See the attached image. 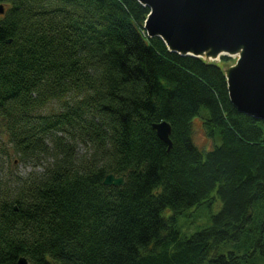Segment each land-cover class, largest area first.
Instances as JSON below:
<instances>
[{"label":"trees","instance_id":"16d2710c","mask_svg":"<svg viewBox=\"0 0 264 264\" xmlns=\"http://www.w3.org/2000/svg\"><path fill=\"white\" fill-rule=\"evenodd\" d=\"M1 5L0 156L45 167L0 182V264H264V122L232 104L230 57L169 51L135 0ZM216 200L183 236L180 217Z\"/></svg>","mask_w":264,"mask_h":264},{"label":"water","instance_id":"95a60500","mask_svg":"<svg viewBox=\"0 0 264 264\" xmlns=\"http://www.w3.org/2000/svg\"><path fill=\"white\" fill-rule=\"evenodd\" d=\"M135 1L150 10L147 35L160 38L169 51L211 62L236 58L224 71L230 100L239 112L264 122V0ZM152 128L171 151V125L162 122ZM104 184L120 187L125 179L110 174ZM18 264L29 262L21 257Z\"/></svg>","mask_w":264,"mask_h":264},{"label":"rangeland","instance_id":"374dc122","mask_svg":"<svg viewBox=\"0 0 264 264\" xmlns=\"http://www.w3.org/2000/svg\"><path fill=\"white\" fill-rule=\"evenodd\" d=\"M211 62V61H208ZM216 63H221V59L219 61H215ZM236 58H231L230 61L226 63H222V68L224 71H227L229 68L233 67L236 64ZM57 109L55 104L50 105L45 109L46 113L53 112ZM203 114H206V111H203ZM195 142L196 144L205 150H211L214 145V141L208 140L206 134L203 130L202 119L196 118L195 120ZM219 144V142H218ZM0 167L2 168V172H0V181L4 186H8L13 181V175L26 177L29 173L33 171H42L45 167L44 164H37L33 161L31 162H20L19 157L10 152V155L0 156ZM13 187V186H12ZM5 188V187H4ZM7 189V188H5ZM222 209V203L219 200H216L211 207L206 205L196 207L191 209L185 213L184 216L180 217V228L183 236H191L192 234L209 228L213 225L211 220V213L216 214ZM171 213L170 210L166 211V216Z\"/></svg>","mask_w":264,"mask_h":264}]
</instances>
